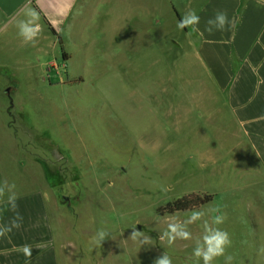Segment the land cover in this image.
I'll return each instance as SVG.
<instances>
[{"label":"rangeland","instance_id":"1","mask_svg":"<svg viewBox=\"0 0 264 264\" xmlns=\"http://www.w3.org/2000/svg\"><path fill=\"white\" fill-rule=\"evenodd\" d=\"M185 1L88 0L79 31L64 29L61 51L48 61H24L30 56L18 33L15 44L0 39V59L15 75L5 70L3 101L29 138L22 145L41 163L68 245L90 252L94 264H154L164 252L173 264H191L202 221L188 225L192 240L169 246L160 234L170 217L184 221L193 210L211 222L213 208L226 217L218 227L231 236V264H264V222L250 231L249 204L222 196L219 129L186 118L194 76L177 28ZM190 193L213 196L193 210L158 214ZM134 228L143 233L136 240ZM100 229L108 236L97 244Z\"/></svg>","mask_w":264,"mask_h":264},{"label":"crops","instance_id":"2","mask_svg":"<svg viewBox=\"0 0 264 264\" xmlns=\"http://www.w3.org/2000/svg\"><path fill=\"white\" fill-rule=\"evenodd\" d=\"M87 4L88 0H0V39L15 44L16 24L27 11L35 10L42 31L34 45L19 44L30 56L24 61H48L55 48L61 51L62 42L46 20L62 41L67 37L64 29L79 31ZM183 4L186 12L194 9L200 16L202 33L189 35L191 30L183 29L192 63L189 72L194 76L187 89L186 118L198 125L202 119L210 133L219 129V140L226 145L222 157L227 159L219 173L222 196L235 195L244 207L248 203L244 221L252 223L250 231H258L257 223L264 222V0H186ZM217 11L226 12L229 23L224 30L209 33L207 21ZM48 32L55 38L49 39ZM5 70L15 77L0 59V183L15 184L17 211L23 219L19 229L0 237V264H94L90 252L68 245L71 240L58 219L59 208L41 163L21 143L29 138L20 134L18 119H12L9 112L12 105L3 101ZM13 216L0 205V224ZM25 247L31 249L30 258Z\"/></svg>","mask_w":264,"mask_h":264},{"label":"clouds","instance_id":"3","mask_svg":"<svg viewBox=\"0 0 264 264\" xmlns=\"http://www.w3.org/2000/svg\"><path fill=\"white\" fill-rule=\"evenodd\" d=\"M200 16L194 9L187 11L177 24V28L183 30L189 28L191 34H202L199 28ZM228 15L224 11H217L214 18L207 21L206 31L212 33L213 30H224L228 25ZM18 29V36L22 38L25 43L35 44V41L42 31L39 24V14L35 10H30L25 13L23 19L19 20L16 24ZM167 191V188L162 189ZM264 196V192H261ZM17 195L15 193V184H9L7 181L0 183V205L4 210L12 211L14 216L9 220L7 224H0V237L6 236L13 229H19L22 226V216L17 211ZM211 211L217 213L211 222L204 220L205 213L199 210H193L188 218L184 221H180L174 215L169 218L167 228L160 234V239L167 240L169 246H172L177 240H192L193 235L189 230L188 225L194 224L197 221H202V235L196 238L195 245L192 249L191 264H213V262L221 256L225 257V264H231L234 257L232 255H225L226 250L231 247L232 239L227 230L221 229L218 225L224 223L226 217L219 214V208H213ZM108 236V233L100 229L96 232L94 240L97 244H101ZM143 236L141 231H134L131 234V238L136 240ZM149 238L145 237L143 243H148ZM264 253V248L260 250ZM25 255L31 257V249L25 247ZM154 264H173L172 257L164 252L158 257Z\"/></svg>","mask_w":264,"mask_h":264},{"label":"trees","instance_id":"4","mask_svg":"<svg viewBox=\"0 0 264 264\" xmlns=\"http://www.w3.org/2000/svg\"><path fill=\"white\" fill-rule=\"evenodd\" d=\"M46 24L48 25L50 31L57 36V40L59 44H61V37L56 32V30L51 26V24L46 20ZM60 48H62V45H60ZM65 58V56L63 55ZM212 194H198V193H190L183 195L181 197H178L170 202H167L163 206H159L157 208V212L159 215H165V214H173L178 211H186V210H193L200 205H203L209 201L212 200Z\"/></svg>","mask_w":264,"mask_h":264},{"label":"water","instance_id":"5","mask_svg":"<svg viewBox=\"0 0 264 264\" xmlns=\"http://www.w3.org/2000/svg\"><path fill=\"white\" fill-rule=\"evenodd\" d=\"M8 91V89H5V92H7Z\"/></svg>","mask_w":264,"mask_h":264}]
</instances>
